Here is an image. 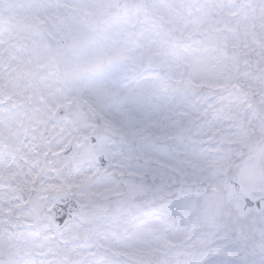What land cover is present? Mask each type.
<instances>
[{"label":"snow or ice","instance_id":"obj_1","mask_svg":"<svg viewBox=\"0 0 264 264\" xmlns=\"http://www.w3.org/2000/svg\"><path fill=\"white\" fill-rule=\"evenodd\" d=\"M0 264H264V0H0Z\"/></svg>","mask_w":264,"mask_h":264}]
</instances>
